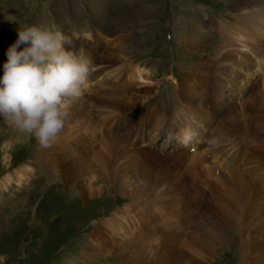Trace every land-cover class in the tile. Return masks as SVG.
I'll list each match as a JSON object with an SVG mask.
<instances>
[{"label": "rangeland", "instance_id": "1", "mask_svg": "<svg viewBox=\"0 0 264 264\" xmlns=\"http://www.w3.org/2000/svg\"><path fill=\"white\" fill-rule=\"evenodd\" d=\"M50 1H52L54 4L52 5L51 9V4L49 3ZM86 1L89 3L88 5L92 11L93 19L90 20L88 18L81 21V12L79 13L75 11L76 7H74L71 18L76 22L81 21L80 26L85 31H82L83 29H79V26L74 30L68 25H64L62 27L60 26L58 30L61 31L70 41H74L76 43L83 42L84 47H82V49L87 51L85 52L86 55H89L91 51H88V48H91L94 53L98 47L104 49L100 51V54H97V57L94 55L93 61L96 62H93L94 64L92 63V73L89 79L93 77L94 71L97 68V72L101 71L102 73H109V76L106 80L107 83L105 84V82L101 80V86L97 85V87H94L92 84L93 81H90L87 82V85L84 89H86L87 92L90 90L89 96H93L94 93L96 94L94 88L96 91L101 89L100 92L103 93L106 91L104 93V95H106L104 96L105 98L107 96H111L106 94L107 90H114L115 92L112 93L113 95L111 98L122 99V101L125 102V106L117 104V106L115 104H101V108H107L114 112V119H117L118 112L121 113L119 121L123 122L122 128L120 130L118 128H114V131H117L118 133H123L126 131V135H131V137H127L128 168L127 171L122 174L113 173V175H111L112 177L114 176L113 178L111 176L109 178L106 177L108 176L107 174L104 176L103 172L105 171L102 172L104 167L100 165L101 158L98 160L96 159L97 157L105 154L106 146H103L101 149L96 147V151L98 153L96 151L95 153L97 156L93 159L85 161L82 164L84 171L81 173V175H83L79 178L78 176L76 177L75 175H72V173H69L67 168H63L66 170L65 173H54L53 169H50V165H58V162H56V157L58 155H63V152H65V156L67 157L70 155L76 156L80 153V150L75 146V144L78 143L76 137H81V135L77 136L75 134L82 132V129L80 131L79 126L75 127L72 122H67L66 124L69 130V135L58 136L50 147H47L46 149H40L41 146L34 138H21L17 131H15L9 124H7V122L4 121L2 117H0V182L2 181L0 183V264H196L191 263V256L198 260L200 258L201 264H241L243 259L242 244L246 245L247 247V244L250 240L255 238V235L247 233L243 243H241L242 238H236L239 233V227L238 225H235V227L228 226L224 229H220L222 230L221 234H219L220 236H216V232H212L213 235L211 234L210 244H206L201 239L202 235L200 234L199 235L201 237L198 235L195 237V243L193 240H191V244L190 242H186V233L190 230V227L196 226L198 221L199 226L203 222V218L207 217L209 210H206L205 212L203 209L201 210L204 201H202V203L200 202L197 207L198 209H195L196 211L192 210V213L189 211L188 213H184L181 217L182 219H185L183 220V223L185 226H187V230L186 228L183 230L184 228L180 226L176 227V225H174L175 220L173 216H177L178 206L172 205L173 200L167 201L163 207L160 206L168 198H170V194L168 192L172 190L171 183L175 179L174 172L172 170L170 172V170L159 168L161 165L160 162H163L161 158L154 159L158 162L155 161L153 167L148 168L149 165L147 163H141V155L139 154L140 151L136 149L137 146H139L138 148H141L142 146L143 149L153 148L154 154L157 156H160V154L164 156V154L167 152L169 153V150L170 152H173V150L175 152L185 151V153L188 155L196 157L194 161L190 162V164L197 162V164L201 165V162H198L197 160L203 157V147H201L203 144H200L199 146V139L197 135L195 133L193 135V133H190L186 128H183L181 125H179L176 128L178 134L182 132L185 136L190 135V143H193L187 144L189 139L187 141H185V139H179L178 141L175 136L172 138L171 135L174 130H165V133H162L158 139H153L151 142V136H154L153 133L151 134V126L149 128L141 127V129L136 126L138 123L135 125V123L138 122V120L135 121L137 118L133 117L131 120L129 117L134 114L136 111L135 109H140V107L142 108L144 106L143 104H145L147 101L148 96L155 97V100L152 102L156 103L157 107L159 106V113L162 115L164 120L165 118L172 116L174 110L171 109L169 105L171 102L170 100L174 98L175 89L177 86L173 84L175 77L179 82V87H181V85L190 86L192 81L186 80V78L190 76L191 71L200 74L202 71H205L206 68L210 67L209 64L211 63V60H216L214 50H217L221 47L220 44L223 43L222 41L224 39V36L219 32L220 30L218 28L222 22H219L216 28L217 32H213V34L217 35V38H215L212 34L206 35L204 32H202L205 31L202 28L203 25L207 24V21L204 19L205 16H203L198 11V7L191 8L189 6H194L195 3L201 2L206 4V6L203 7V10L208 14L232 17L236 15V12H238L236 15L237 17L242 16L248 18L254 15L239 8L241 4L243 6L249 5L252 0H219L220 3H218L217 0H140L141 5L145 4L148 6L142 9L144 11L143 14H141L142 17L139 15V13L132 14L130 16H138L142 18L138 24L139 26L136 27V29L127 30V28L132 27V25L126 24L117 28L116 31L112 30L111 38L119 37L120 41L115 40L111 42H114V44L116 43L115 45H117V48L122 47L121 51L123 54H121L118 49H114L115 53L117 54V58L115 60H106L107 62L102 61V57L100 56L104 51H111L112 43H109L107 47L105 41L103 42V39H100L99 46H97L95 43V37L90 41V39L88 40L84 37L85 35H83V33L89 32L91 36H93L91 33H93L94 36L95 34H102L101 30L96 26L99 25L106 28L108 21H110L109 6L104 1ZM69 3H72V1L0 0V76L3 75V64L7 60L6 51L8 47L17 40V30L19 29L20 25H32L34 24V18L39 17L40 24L47 27L49 23L46 24V22H48L49 19L47 16H45L46 18L41 16V13L47 12L49 13L48 17H52L53 15L54 17L61 18L63 22H65V7L68 6ZM79 3H82V1L79 0ZM263 3L264 0H261L260 5L263 6ZM166 6L170 7L169 10H166ZM86 17H89V15ZM9 18L14 19L10 20ZM169 18L170 21H168ZM232 20H235V17L229 19L230 22H232ZM91 21H94V24ZM151 23H156L155 25H152L154 27L152 31L150 28H148L151 26ZM57 26L59 27L58 24H56V27ZM67 27L70 29H67ZM87 27H96V29L93 31H86ZM51 29L53 30V28ZM193 30L196 33H194ZM208 30L206 28V32ZM127 31H132L134 34L128 33L131 34L128 36ZM167 32L172 35L170 41L165 39ZM193 34L196 36L200 35L206 40L207 47L204 48V50L196 51L192 48H186L182 43H179L182 35L189 39L190 37H194ZM218 37L220 39H218ZM211 42L212 45H209ZM91 43H93L94 46H92ZM217 44L219 45V48L216 46ZM223 45L224 44H222V46ZM103 46L106 47L104 48ZM109 46L111 47L109 48ZM22 47L23 45H21V48ZM233 48L234 46L230 45L229 48L226 49H229L227 51L232 52ZM78 49L81 48L78 47ZM247 58L248 54L246 51V54L244 56L239 55L237 60L246 61ZM144 61H146L148 64ZM198 61H202L200 63L202 66L199 65L198 67V65L195 64ZM139 64L147 65L149 79H147L145 82H140L139 79L138 82L134 80V78H130L132 72L131 67ZM249 67L254 70L256 65L252 64ZM227 69H230V66L229 68L227 67ZM165 74L167 75L164 77ZM250 76H253V78L252 80L250 78L246 81L247 90L244 95H241L239 101H237V104L244 102V104L248 103L250 105L252 102L254 106L258 107L256 109L259 111L261 108H264V100L263 104H261V96L258 93L259 87L261 86V83H259L260 72L258 70L255 72L252 71L247 77L249 78ZM99 79L100 78H98V80ZM203 80L204 78H199V81ZM150 82L153 87L152 90H150V94H139L137 92V90L139 91L143 87H147L146 85L143 86V84H150ZM121 84H123L124 87L123 85L120 87ZM195 85L196 82H194V86ZM90 86H92L91 89H89ZM101 87L107 89H103ZM256 87H258V89ZM134 89H136V93H134ZM119 90L121 94L124 95V97L119 93ZM92 99L97 100V97H92ZM225 99V106L216 107V122L222 124L223 126L224 123H226L229 113L227 115L224 114L230 111L234 104L231 103V97L229 95H227ZM152 102L150 104H152ZM182 103L185 105L186 109L189 110L185 102ZM198 103H200V101H198ZM225 108L226 112L223 114L222 111ZM87 109L89 115H92L95 114L99 108L92 104ZM135 113L138 116L146 114L149 117L150 108L147 111L142 109L141 111H137ZM232 114L233 113H230V116ZM180 116L182 117V115ZM78 117L81 119L83 118L82 116ZM259 120L260 119H258V122ZM188 121L191 122L192 120L189 119ZM126 122L127 127H124L123 124ZM160 122L161 121H156V124H153L152 127L155 128L157 127L156 125L159 124L164 126V122ZM261 124H263L260 125L261 128L264 129V120L261 122ZM96 125L101 127L99 123H96ZM213 127L217 126L213 124ZM67 128L65 127L62 133H64V130ZM180 128L183 131H181ZM92 132L93 131H91V133ZM205 133L209 134L205 137L210 139H218L220 137H216L218 135L216 129L213 133H211V130H207ZM253 133H251V135L245 136L242 130H238L237 132L232 133L229 138H226L227 141H222L219 143L221 146L218 147L220 151V147L229 148L230 146H234L233 148L237 150L234 157L235 160H233L234 158L232 159L230 157L227 159L224 157V155H220L225 153L226 149H222L220 151V154H218V160L220 159L222 164L228 169H230V167L231 169L236 168L239 173L245 177V179L248 176L249 181H253L254 179L253 172L241 170V168L244 166L243 164H239L242 163L241 161L236 163V160L239 159L240 156L238 155L242 154L245 148L250 147L247 149L246 153L254 150L252 146H255V141L258 142V139H263L262 141H264V131L261 133ZM64 134L68 133L65 132ZM220 134L221 132L219 135ZM237 134L238 136L241 135V137H238ZM242 137L245 138L242 139ZM138 140L141 141V143L135 147L132 142L137 143ZM219 140H221V138ZM253 140L254 145L252 144ZM208 143L209 140L206 141L207 146ZM239 148H242V151ZM233 153L234 152L230 151V155H233ZM261 155L260 158L264 159V152ZM208 160L210 163L211 160ZM233 161L235 162L233 163ZM20 166L26 167L27 170L24 178H22L23 180L21 179V181H15L16 179H13L14 181H7L5 184H3L4 178L7 175H14V172L20 168ZM263 168L264 167H261V171L259 170L260 173H262ZM188 172L189 171L182 174L184 175V179L193 178V175ZM212 172L215 176L216 171L214 168L211 169L210 173ZM164 174H169V178L171 179L169 180L170 183L163 178ZM262 174H264V172ZM90 179H93V186L95 188L93 186L91 188L88 187ZM125 179L127 184H124ZM261 180V182H264V178ZM218 185L219 184L217 183V188L220 187ZM80 186H82L81 188H84V191H87L84 198L79 194L81 189ZM258 186L262 188L261 185L258 184ZM93 188L95 190L94 193ZM162 190L163 193H160ZM164 190H167V192ZM152 192L153 194H151ZM156 192L158 193L159 197L157 200H154L156 198H152L154 195H156ZM133 199L136 200L134 201ZM259 203V199L250 202L249 205H247L246 211H253L254 209L253 212L260 215L264 214V203L263 205ZM170 205H172L173 208ZM170 207L173 211L171 216L169 215ZM154 210H156V212ZM144 211L147 214H145ZM199 216L203 218L201 219ZM111 217H114L115 219H112ZM186 218L190 219L187 220ZM123 219L127 220L123 221ZM106 220H114L112 226L113 234L111 236L112 241H107L109 242L108 245H106V241H104V239L95 240L93 237H91V234L95 230L100 233L98 231L100 229L99 227H101L102 223ZM132 220L137 222V224H131V226H136L134 229H131L130 227V222ZM189 221L191 222L189 223ZM192 222L193 224L191 225ZM231 222L232 219H230L228 224ZM176 223H179V221L177 222L176 220ZM216 223L219 225L225 222L221 218L217 217ZM212 227L217 228L215 225ZM155 228L159 229V232ZM115 229L118 230V232H116ZM243 229L244 228H241L242 233ZM179 232H183V234H179ZM198 242L201 244H198ZM89 243H91L92 246H90Z\"/></svg>", "mask_w": 264, "mask_h": 264}, {"label": "bare ground", "instance_id": "2", "mask_svg": "<svg viewBox=\"0 0 264 264\" xmlns=\"http://www.w3.org/2000/svg\"><path fill=\"white\" fill-rule=\"evenodd\" d=\"M260 3H261V0H252L251 3H249V5H247V6H243L242 4L240 5L239 9L246 11L248 13H252L254 16H251L248 18H245L242 16L235 17L236 21L235 20H232V22L228 21V25L221 23L218 26V24H219V22H218L217 26L220 30L219 32L224 36V39L222 41L223 42L222 44H224V45L222 46V44H220L221 45L220 48H219L218 44L216 45L219 48V49L216 48L217 50H214L216 60H211L210 61L211 63L209 64L210 67L206 68L205 71H202V73H200V74H197L194 71H191V74L189 76L190 78L189 77L186 78V80L192 81V84L190 86L180 84L181 87H179L178 86L179 82L175 78V81L173 83V84L177 85L176 89H175V95H174V98L170 100L171 102L169 101L170 102V105H169L170 108L174 110L172 116L167 117L164 120L162 118V115H160V113H159V110H158L159 106L157 107V104L152 102L155 100V97L154 96H150V97L148 96L147 101L145 102V104H143L144 106L142 108L140 107V109H135L136 110L135 112L141 111L142 109H144V111H147L150 108L149 117L146 114L138 116V115H136L135 112H134V114H132L129 117V119H131V120L133 117L137 118V119H135V121L138 120V122H136L135 125L138 123V125H136V126L139 128H141V127H148L149 128L151 126V128H150L151 134L152 133L154 134V136L153 135L151 136V139H152V140H150L151 142L153 141V139H158L162 133H165V130H174L172 132L171 137L173 138L175 136L178 141H179V139L184 140L185 139L184 133L181 132L180 134H178V132L176 131V128L179 125H181L183 128H186L187 131H189L190 133H193V135H194V133L197 135V137L199 139V146H200V144H203L201 146V147H203V149H202L203 157H201L197 160L198 162H201V165L197 164V162L190 164V162L194 161V159L196 157H192V156L188 155L187 153H185V151L184 152H179V151L175 152L173 150V152H170V150H169V153L167 152L166 154H164V156H162L161 154H160V156H157L154 154L153 148L152 149L151 148L143 149L142 146H141V148H138L139 146H137V145H139V143H141V141H139V140L137 141V143L132 142V144L135 145V147L137 146L136 149L140 151L139 154L141 155V163H143V164L147 163L149 165L148 168H152L153 165L155 164V161L158 162L157 160H154V159L161 158V160L163 162H160L161 165L159 166V168L160 169L162 168L164 170H170V172L172 170L174 172L175 179L171 183L172 184V190H170L168 192L170 194V198H168L165 202L163 201L164 203H162L160 206L163 207L167 203V201H170V200H173L172 205L178 206V209H177L178 214H177V216H173V218L175 220L174 225H176V227L180 226V227L184 228V229L183 228H181V229L185 230V228H186V230H187V226H185V224L183 223V220H185V219H182L181 217L183 216L184 213H188L189 211H191V213H192V210H195L198 207V205L200 204V202L202 203V201H204V204L202 205L201 210L203 209L204 212L206 210H209V213H207L208 214L207 217H204V218L202 217L203 222L199 226H198V224H199V221H198V224L196 226L190 227V230L186 233V238H185L186 242H190V244H191V242H192L191 240H193V242H194L195 237L197 235L199 237H201L200 235H202L201 239L206 244H210L212 232H216L217 235L215 233L214 234L216 236H218L222 232V230H220V229H224L225 227H228V226L235 227V225H238V227H239V233H238V236L236 238H240V239L242 238L241 243H243L247 233L255 235V238L249 241V243L247 244V247H246V245L242 244L243 259H242L241 264H264V214L260 215V214L253 212L254 209H253V211H246L247 205H249V203L254 201V200L259 199V201L262 205L264 203V182H261L262 181L261 179L264 178V174H262L264 172V168L262 169V173H260L261 167H264V159L260 158V155L264 152V141H262L263 139L262 140L258 139L259 140L258 142L255 141L256 142L255 146H252V148L254 150L249 151V153H246L247 149H249L250 147L245 148L244 152H242V154L238 155V156H240L239 159L236 160V163H238L239 161L242 162V163H239L240 165L243 164V166H244L243 168H241V170L253 172V174H254L253 181H249L248 176L245 179V177H243L236 168H233V169H231V167H230V169L226 168V166H224L222 164V161L220 159H219L220 161L218 160V158H219L218 154H220V151L222 149H226V151H225V153L220 154V155H224V157L227 159L230 157L233 159L235 157V153L237 152V150L233 148L234 146L233 147L230 146L229 148H226V147L221 148L220 147V149H221L220 151H219L218 147L221 146L219 143H221L222 141H227L226 138H229L230 135H232V133H235L238 130H242L244 132L245 136L251 135V133H253V132L261 133L264 131V129L261 128V126H260V125H263V124H261V122L264 120V108L263 109L261 108L258 111L256 109L258 107L254 106L252 104V102L250 103V105L248 103L244 104V102H242V103L240 102L239 104H237V101H239L241 95H244V93L247 90L246 81L250 78L252 80V78H253V76H250L249 78L247 76L250 75V72H252V71L255 72L257 70L260 72V82L258 80V82L261 83V86L259 87V90H258V93L260 94V96H261L260 98L262 101V103H261V101H260V103L263 104V100H264V3H263V6H261ZM217 26H216V28H217ZM96 27L99 28L102 32L101 35H97V38L98 39L103 38V42L104 41L106 43L109 42L110 39H104L106 28L101 27L99 25ZM211 31H212V29H211V27H209V30L207 32H205L204 34H206V35L212 34L214 37L215 36L217 37V35L211 33ZM83 35H85L84 37L88 40L94 39V37L91 36L89 32H84ZM129 35H131V34H128V36ZM183 35L181 36L179 43H182L186 48H190V49L192 48V49L198 51V50H204V48L207 47L206 40L204 38H202V36H200V35L196 36L193 34L194 37H190L189 39H187ZM126 37H127V35H126ZM115 40L120 41V38L119 37L112 38V41H115ZM103 42H102V44H103ZM111 43H112V45H111L112 47L109 46V48L111 47V51H104L101 54L100 57H102V61L111 60V59L115 60L117 58V54L115 53L114 49H118V51L121 54H123V52L121 51L122 47L117 48V45H115L116 43L115 44H114V42H111ZM82 45L84 47L83 42L76 43L74 41H71V43L68 44L66 47H69L73 50L79 51L81 49H78L77 46H82ZM97 45H99V41H97ZM108 45L109 44H107V47H108ZM114 45H115V47H114ZM209 45H212V42ZM230 45L234 46V48L232 49V52L234 54L230 51H227L229 49H226V48H229ZM245 48H246V51L248 54L247 60L246 61L245 60L238 61L237 58L239 55L244 56L246 54ZM102 49L99 47L94 53V51L91 48H88V51H90V50L91 51H90L89 55H87V56L91 59L92 63L96 62V61H93L94 55H96V57H97L98 56L97 54H100V51ZM201 62L202 61H198L195 64H197L199 67ZM252 64L256 65V68L254 70L249 67ZM200 66H202V65H200ZM229 66H230V69H227V67L229 68ZM131 68H132V72H131L130 78H134V80H136V81H138V79H139L140 82H145V81H147V79H149L148 68H147L146 64L135 65ZM247 68H249V69H247ZM96 69L94 71L93 77L88 80V82L93 81L92 84L94 85V87L95 86L97 87V85L101 86L100 85L101 80H103L106 84L107 83V81H106L107 77L109 76L108 72L105 74H98ZM191 69H192V67H191ZM98 78H100V79L98 80ZM199 78H204V80L199 81ZM188 82H190V81H188ZM194 82H196L195 86H194ZM147 84L148 83L143 84V86L146 85L147 87H143L139 91L137 90V92L139 94H144V93H146V95H147V93L150 94V90H152L153 87L151 85V82H150V84H148V85ZM256 84H258V83H256ZM122 85L123 84H121L120 87H122ZM126 85H128V84H126ZM110 86H112V85H110ZM114 86H116V85H114ZM257 86H259V85H257ZM120 87H119V89H120ZM123 87H124V85H123ZM126 87H128V86H126ZM101 88L107 89L104 87H101ZM256 88L258 89V87H256ZM100 90L96 91V89L94 88V91L96 92V94L94 93L93 96H89L90 90L87 92V90L84 89L82 97L77 102H74L71 105L70 116H69L67 122H70V123L72 122V124H74L75 127L79 126L80 131L82 129V132L77 133V134L74 133L77 136L81 135V137H76V140L78 143L75 144V146L78 147V149L80 150V153L76 156L70 155L67 157L65 156V152H63V155L62 154L58 155L56 157V162H58V165H50V169H53L54 173H61V174L65 173L66 170H64V169L67 168L69 173H72V175H75L76 177L78 176V178H79L80 176L83 175V174L81 175V173L84 171L82 164L85 161H88L89 159H93L94 157H96L97 156V154L95 153V151L97 150L96 147L101 149L103 146H106L105 154L96 158L97 160L101 158L100 159L101 160L100 165L104 167V170H102V172L105 171V172H103L104 173L103 175L105 176L107 174L108 176H106V177L109 178L111 175H113V173L122 174L125 171H127V168H128L127 167V156H128L127 155V135H126V132L118 133L117 131H114V128H118L119 130L122 128L123 122L119 121L120 117H121V113L118 112L117 119H114V117H113L114 112H112L110 109H107V108H101V104H103V105H105V104H115L116 105L117 104V105L125 106V102L122 101V99L111 98V96L113 95L112 93L115 92L114 90H110V89L107 90L106 94L111 95V96L110 97L107 96L106 98L104 97V96H106V95H104V93L106 91H104V93H103V92H100ZM134 90H135L134 93H136V89H134ZM119 93L121 94L120 90H119ZM227 95H229L231 97V103L232 104L234 103V104H233V106L231 105L232 108L227 113H225L226 108L222 111L223 114L225 113L224 115H227L229 113L227 116V119H226V123H224V126H223L222 124L216 122V112H217L216 107L217 106L223 107L226 105V99L225 98ZM122 96L124 97V95H122ZM122 96H120V97H122ZM92 97H97V100H95L96 98L92 99ZM257 98H259V97H257ZM130 101H133V100H130ZM198 101H200V103H198ZM252 101H254V100H252ZM151 102H152V104H150ZM182 102H185V104L188 106L189 110L186 109L185 105ZM92 104L97 106L99 109L95 114L89 115L87 108ZM135 104H136V102H135ZM127 107H129V106H127ZM164 107H166V106H164ZM259 108H260V104H259ZM114 111H116V110H114ZM164 111H166V110H164ZM230 113H233V114L230 116ZM180 115H182V117ZM78 116H82L83 118L81 119ZM189 119H191L192 121L191 122L188 121ZM258 119H260L259 122H258ZM156 121H161L160 123L164 122V126H161L159 124V125H156L157 127L153 128L152 125L156 124ZM131 122H133V121H131ZM66 123H65L64 128L65 127L67 128ZM96 123H99V125H101V127H98L96 125ZM213 124H215L217 127H213ZM123 125H124V127H127V122ZM215 129L218 132L217 133L218 135L216 137L220 136L218 139L217 138L210 139V138L205 137V136L209 135V134L205 133L207 130H211V133H213ZM91 131H93V132L91 133ZM181 131H183V130L181 129ZM62 132H63V130H62ZM62 132L58 136H68L69 135L68 128L64 130V133L67 132L68 134H64ZM220 132H221V134L219 135ZM168 133H169V131H168ZM237 136H238V134H237ZM239 136L241 137V135H239ZM214 137H215V135H214ZM220 138H221V140H219ZM244 138L242 137V139H244ZM230 139H232V138H230ZM207 140H209L208 146L206 145ZM233 140H234V138H233ZM254 140L252 141L253 145H254ZM244 142H245V140H244ZM188 143L191 144L193 142L190 143V139H189L187 141V144ZM223 145H224V143H223ZM242 145H241V147H242ZM174 147H176V146H174ZM40 149H46V148L41 147ZM239 149L241 150L242 148H239ZM243 149H244V147H243ZM129 151H132V150H129ZM230 151L234 152L233 155H230ZM75 152H77V151H75ZM208 159L211 160L210 163H209ZM233 160H235V158ZM234 162L235 161H233V163ZM97 164H98V162H97ZM235 165H237V164H235ZM25 166H27V165H25ZM212 168H214V170L216 171L215 176H214L213 172L210 173ZM143 171H144V169H143ZM187 171H189L188 173L193 175V178H191V179L190 178L189 179L183 178L184 175H182V174H184ZM26 172H27L26 167L20 166V168H18L14 172V175H7L4 178L3 184H5L7 181H11L13 179H16L15 181H19V180L21 181V179L24 178ZM145 173H147V172H145ZM91 178H94V177H91ZM135 178H136V176H135ZM163 178L168 182H169V180H171L169 178V174H164ZM92 180L93 179H90V181H89V184H88L89 188H91L93 186L94 181H92ZM154 182H156V181H154ZM189 182H192V183H189ZM217 183L219 184L218 186H220V187H218L219 189L217 188ZM124 184H127L126 179L124 180ZM258 184L261 185L262 188L259 187ZM81 187L82 186H80V188ZM94 188H93V193L95 191ZM75 189H76V187H75ZM99 189H101V188H99ZM96 190H97V188H96ZM164 191L167 192V190H164ZM86 192L87 191L86 190L84 191V188H81L79 191V194L84 198L86 195L85 194ZM147 192H149V191H147ZM160 193H163V190ZM151 194H153V192ZM154 194H155V192H154ZM259 196H261V197H259ZM158 197H159V195L156 192V195H154V197L152 199L156 198L154 200H157ZM197 197H198V200H197ZM132 198H133V196H132ZM133 200L135 201L136 199H133ZM158 203H160V202H158ZM254 204H256V203H254ZM172 205H170V206L172 207ZM171 207L169 209V213H170L169 215L170 216L172 215V212H173L171 210L173 207L172 208ZM251 208H252V206H251ZM155 209H158V208H155ZM154 211L156 212V210H154ZM152 213H154V212H152ZM116 216H117V214H116ZM217 217L221 218L225 223L218 225L216 223ZM199 218H201V217L199 216ZM127 219H129V218H127ZM127 219H123V221L124 220L126 221ZM186 219L189 220L190 218L189 219L186 218ZM230 219H232V222L230 224H228L230 222ZM176 220H177V222L179 221V223H176ZM113 221L114 220L104 221L102 223V226L98 230L100 233H98L95 230L91 234V237H93L95 240L104 239V241H106L105 242L106 245H108L109 242H107V241H112L111 236L113 234V229H112ZM191 221H192V219H191ZM191 221H189V223ZM120 223H122V222H120ZM131 224H137L136 221L132 220L130 222L131 229L136 228V226H131ZM192 224H193V222L191 223V225ZM211 225L212 226L215 225L217 228H214ZM241 228H244L243 233H242ZM210 230H211V232H210ZM183 232H179V234H183ZM192 236H193V238H192ZM179 237H181V236H179ZM198 244H201V243L198 242ZM89 245L92 246L91 243H89ZM211 246H213V245H211ZM197 248H198V246H197ZM200 257H201V255H200ZM190 260H191V263L201 264L200 258L198 260L195 257L191 256Z\"/></svg>", "mask_w": 264, "mask_h": 264}, {"label": "clouds", "instance_id": "3", "mask_svg": "<svg viewBox=\"0 0 264 264\" xmlns=\"http://www.w3.org/2000/svg\"><path fill=\"white\" fill-rule=\"evenodd\" d=\"M17 31L0 76V117L21 138H34L47 148L62 132L71 105L82 97L92 61L83 50L66 47L71 41L59 30L32 24Z\"/></svg>", "mask_w": 264, "mask_h": 264}, {"label": "crops", "instance_id": "4", "mask_svg": "<svg viewBox=\"0 0 264 264\" xmlns=\"http://www.w3.org/2000/svg\"><path fill=\"white\" fill-rule=\"evenodd\" d=\"M99 2L104 1L105 3H107L105 0H98ZM113 2L111 3H107V5L109 6V12H110V8H123L125 6H127V8H131V6L135 5V0H119L117 2H115V0H112ZM119 11H122V9H120ZM113 14H116V12H113ZM126 19H122L120 20V22H126Z\"/></svg>", "mask_w": 264, "mask_h": 264}]
</instances>
